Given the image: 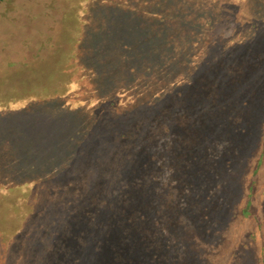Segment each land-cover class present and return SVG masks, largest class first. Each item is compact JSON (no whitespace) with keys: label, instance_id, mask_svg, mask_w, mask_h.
Segmentation results:
<instances>
[{"label":"rangeland","instance_id":"obj_1","mask_svg":"<svg viewBox=\"0 0 264 264\" xmlns=\"http://www.w3.org/2000/svg\"><path fill=\"white\" fill-rule=\"evenodd\" d=\"M225 1L231 9L233 0ZM237 7L244 13L240 3ZM249 9L246 20L260 16L264 21V0ZM212 16L185 0H0V264H202L206 249H216L215 261L264 264L259 229L254 239L243 227L242 245L236 226L229 228L232 240L219 249L230 199L201 196L196 182L187 188L190 204L196 205L188 209L190 229L183 228L167 246L169 238L159 237L161 230L152 226L157 195L144 174L145 164H152L150 153H163L169 144L189 152L203 138L201 147L210 146L213 133L234 137L230 118L234 123L240 115L251 117L234 101L199 103L202 116L192 115L199 130L181 134L171 120L165 137L151 139L145 148L139 139L138 131L166 122V108L193 107L196 84L210 96L220 81L193 75L185 92L179 78L160 80L154 68L146 69L141 53L158 34L159 51L171 42L184 62L173 64L174 73L196 71L209 47L202 42L201 20ZM259 26L250 31L255 44L264 39V22ZM249 29L225 19L217 31L235 44L252 36ZM183 38L185 45L200 41L187 56ZM137 43L144 49L130 62ZM255 84L264 88L263 79ZM172 90L182 93L178 103L170 100Z\"/></svg>","mask_w":264,"mask_h":264},{"label":"trees","instance_id":"obj_2","mask_svg":"<svg viewBox=\"0 0 264 264\" xmlns=\"http://www.w3.org/2000/svg\"><path fill=\"white\" fill-rule=\"evenodd\" d=\"M185 1H194L196 5L202 7L203 13L213 15L211 18L205 19L204 22L201 20L200 31L203 32L202 34L205 37L202 42L209 45V47L205 51L206 53L203 54V58L195 65L196 71L192 72L191 68H188L185 75L178 76L176 71L174 73L173 64L177 62L178 65H181L184 62H181V57L178 58L176 48L173 47L175 44L171 42H169L168 47H161L159 51L157 47L159 40H156L159 37L158 34L155 37L152 36V43L148 49H145L147 52L143 51L141 53V55L146 56V61H142V64L145 65L146 69L154 68L152 71L155 75H159L160 80L169 79L168 81L173 82L176 78H179V85L185 84V87H188L185 92L190 91V77L193 75L196 77L209 74L220 79V81L214 82L216 90L212 91L210 96L206 93L207 91L205 92L203 89L201 91L199 84H196L191 90L197 98L193 107L189 105L186 109H183L185 106L177 109V107L170 106L166 108L164 113L166 116L165 123L147 129L146 133L138 131L143 148L147 146L148 141L153 144L151 139H161L167 135L170 128L167 121L172 120L171 123L180 128L178 130L181 134L199 130V128L192 126L193 117L202 116L203 110L198 108L199 103H205L206 106H209L215 103L219 105L221 99L227 103L234 101L238 109L251 117L244 119L240 115L234 123L231 122L232 118H230L228 128L235 133L234 137L223 138L221 135L213 133L207 141L210 146L204 145L205 147H201L203 146L201 141L205 140L203 138L190 149V154L189 152L180 151L178 148L175 149V145L170 144L166 149H163V153L156 151L150 153L149 161L152 164L150 167L145 164L146 172L144 174L148 179V183H153L154 192L152 195H157L154 200L152 226H155L156 230H161L162 233L159 237L169 238L166 241L167 246L174 244L175 236L178 233L181 234L183 228L187 227V230H189V217L191 215L188 209L190 207L194 208L196 205L194 201L190 204L187 188L190 189L193 183L196 182L195 190L199 189L201 196L207 194L209 198L212 197L218 201H222L227 197L230 199L231 203L227 207L226 227L219 232V249L231 242L232 239L228 234V230L236 226L235 231L238 232L239 238H241L238 244L242 245V240L245 237H243V227L247 228L244 235L249 234L250 238L256 239L254 233L259 231L258 236L263 241L259 248L263 252L264 192L256 190V187H264V88L260 89L258 87L257 90L254 86L256 85L255 82L260 84V81L264 80V78H261L264 76V39L257 41V44H255V38L250 31L251 27L259 30V23L264 21L260 16L246 20L252 13L249 9L251 3L257 0H233L234 3L228 6L231 9H227L223 5L227 2L225 0ZM243 2H245L244 7ZM239 3L244 13L237 7ZM226 11L230 13L229 17H227ZM237 11L242 13L237 16ZM225 19L235 26H240L242 30L246 24H249L248 34L252 36L243 42L230 44L231 37H228L224 31H217ZM197 28L199 29V24H197ZM140 29L145 31L142 26L138 28L139 31ZM205 31L208 33L207 35L204 33ZM211 34H215L213 38H211ZM206 36H210L211 39ZM185 38L180 43L183 47ZM199 42V40H195L187 43L185 45L187 47L185 56L194 50L193 46L196 47ZM169 45H172V47ZM141 48L144 49L140 43H137L132 49L134 54L128 58V61L137 60L141 56L139 52L137 53V50H141ZM241 49L242 54L237 57L236 61H230L229 63L233 53H237ZM223 52H225L223 56L218 55V53ZM211 53L216 54V56L211 55ZM214 57L217 58L213 59ZM140 64L138 63V65ZM259 68L262 71L260 77L257 74ZM206 78L211 83V78ZM206 89L211 91V87H206ZM168 95L173 103H178L182 93L180 91L174 93L172 90ZM249 107H251L253 115L257 114L256 117L252 116ZM180 122H182V125ZM190 126L192 127L190 128ZM222 142H225L226 145H223ZM188 144L190 143H181V145ZM179 184L182 188L179 187ZM193 191L191 190V192ZM192 200L198 202L193 195ZM194 213L195 210L192 209L191 214L194 215ZM180 226L181 228H179ZM153 235L158 238L156 233ZM187 237L190 240L194 238V236ZM156 238L154 242L158 243ZM197 240L195 239V241ZM215 250L206 249L205 255L207 256L202 264H228L226 260L215 261L212 259ZM229 251L227 256L231 263L236 250ZM261 263L263 264V261Z\"/></svg>","mask_w":264,"mask_h":264}]
</instances>
